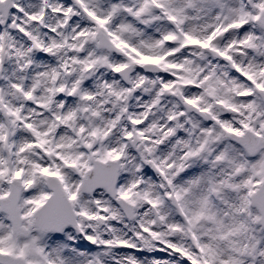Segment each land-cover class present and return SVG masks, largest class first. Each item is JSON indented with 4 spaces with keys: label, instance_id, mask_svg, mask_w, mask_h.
<instances>
[{
    "label": "snow or ice",
    "instance_id": "1",
    "mask_svg": "<svg viewBox=\"0 0 264 264\" xmlns=\"http://www.w3.org/2000/svg\"><path fill=\"white\" fill-rule=\"evenodd\" d=\"M0 264H264V0H0Z\"/></svg>",
    "mask_w": 264,
    "mask_h": 264
}]
</instances>
